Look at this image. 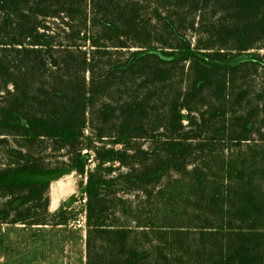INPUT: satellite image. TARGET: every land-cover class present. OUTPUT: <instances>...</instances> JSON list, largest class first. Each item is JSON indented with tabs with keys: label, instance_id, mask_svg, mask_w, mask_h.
I'll list each match as a JSON object with an SVG mask.
<instances>
[{
	"label": "trees",
	"instance_id": "trees-1",
	"mask_svg": "<svg viewBox=\"0 0 264 264\" xmlns=\"http://www.w3.org/2000/svg\"><path fill=\"white\" fill-rule=\"evenodd\" d=\"M260 74L264 0H0V224L75 173L86 264H264Z\"/></svg>",
	"mask_w": 264,
	"mask_h": 264
},
{
	"label": "crops",
	"instance_id": "crops-1",
	"mask_svg": "<svg viewBox=\"0 0 264 264\" xmlns=\"http://www.w3.org/2000/svg\"><path fill=\"white\" fill-rule=\"evenodd\" d=\"M57 196H52L53 211L66 200L67 194L61 191ZM17 225L25 224L0 226V264H86V228L67 231L64 229L69 224H46L13 230Z\"/></svg>",
	"mask_w": 264,
	"mask_h": 264
},
{
	"label": "rangeland",
	"instance_id": "rangeland-1",
	"mask_svg": "<svg viewBox=\"0 0 264 264\" xmlns=\"http://www.w3.org/2000/svg\"><path fill=\"white\" fill-rule=\"evenodd\" d=\"M53 25H54L55 28L59 29L61 35H64V32L62 31V26L63 25L62 26L61 25L58 26V25H55V24H53ZM193 41L194 42L196 41V37L195 36L193 37ZM250 82H251V88L253 90V93L256 94L257 91L261 90V88L264 86V77H263L262 74L256 75V76H254V78ZM81 179L82 178H81L80 175L72 173V174L64 177L61 181H59L61 184H59V182H55L52 185V188H51V197L52 196L58 197L57 194L60 193L61 191H63L64 193L67 194L66 200L68 198H70L71 196H75L74 194H76V192L79 190V183H80ZM131 198H134V196L132 195ZM0 201H1V199H0ZM73 204H75L76 210L78 212L77 218L82 217L84 214H86L85 205L78 204L77 201H75ZM73 221H71L69 223V225H67V227L64 230H67V231H82L84 228H86V226H84V227L75 226L72 223ZM2 225L5 226L4 223L0 224V226H2ZM7 226L8 225L5 226V229H8ZM12 228H13V230L20 231V230H29L30 226H28V225L27 226H25V225H17V226L12 227ZM0 229H1V227H0ZM80 229H82V230H80Z\"/></svg>",
	"mask_w": 264,
	"mask_h": 264
},
{
	"label": "built area",
	"instance_id": "built-area-1",
	"mask_svg": "<svg viewBox=\"0 0 264 264\" xmlns=\"http://www.w3.org/2000/svg\"><path fill=\"white\" fill-rule=\"evenodd\" d=\"M85 202H86V198H84V199H79V200L77 201L78 204H82V205H84ZM73 224H74L75 226H77V227H84V226H86V214H84L82 217L77 218V219L73 222Z\"/></svg>",
	"mask_w": 264,
	"mask_h": 264
},
{
	"label": "water",
	"instance_id": "water-1",
	"mask_svg": "<svg viewBox=\"0 0 264 264\" xmlns=\"http://www.w3.org/2000/svg\"><path fill=\"white\" fill-rule=\"evenodd\" d=\"M75 201H77V196H71V197L67 200V204L72 205Z\"/></svg>",
	"mask_w": 264,
	"mask_h": 264
}]
</instances>
